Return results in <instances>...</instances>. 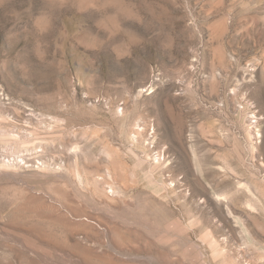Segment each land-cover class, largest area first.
<instances>
[{"label":"rangeland","instance_id":"rangeland-1","mask_svg":"<svg viewBox=\"0 0 264 264\" xmlns=\"http://www.w3.org/2000/svg\"><path fill=\"white\" fill-rule=\"evenodd\" d=\"M0 264H264V0H0Z\"/></svg>","mask_w":264,"mask_h":264}]
</instances>
